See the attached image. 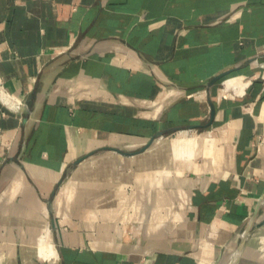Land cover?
Returning a JSON list of instances; mask_svg holds the SVG:
<instances>
[{
	"label": "crops",
	"instance_id": "crops-1",
	"mask_svg": "<svg viewBox=\"0 0 264 264\" xmlns=\"http://www.w3.org/2000/svg\"><path fill=\"white\" fill-rule=\"evenodd\" d=\"M0 87V264H222L264 225V0H0Z\"/></svg>",
	"mask_w": 264,
	"mask_h": 264
},
{
	"label": "rangeland",
	"instance_id": "rangeland-1",
	"mask_svg": "<svg viewBox=\"0 0 264 264\" xmlns=\"http://www.w3.org/2000/svg\"><path fill=\"white\" fill-rule=\"evenodd\" d=\"M264 215V212H263ZM246 242V247L241 253L237 264H264V225L257 227ZM236 242V241H235ZM234 243L225 247L221 254L220 262L228 260ZM218 260H210L206 264H217ZM219 262V263H220Z\"/></svg>",
	"mask_w": 264,
	"mask_h": 264
},
{
	"label": "water",
	"instance_id": "water-1",
	"mask_svg": "<svg viewBox=\"0 0 264 264\" xmlns=\"http://www.w3.org/2000/svg\"><path fill=\"white\" fill-rule=\"evenodd\" d=\"M228 71H223V72H220L219 74L215 75L212 80H211V84H213L216 80H218L219 78H221L223 75H225ZM215 111H216V108H215V104L213 102H211V119L214 118L215 116ZM164 132V130H159L155 135H153L150 140L141 148V150L147 148L151 143L152 141L155 139L156 136H159L160 134H162ZM114 149H117L121 152H127L119 147H112ZM90 153L92 152H89L88 154L82 156L81 158L77 159L76 162L80 161L81 159H83L84 157L88 156Z\"/></svg>",
	"mask_w": 264,
	"mask_h": 264
},
{
	"label": "built area",
	"instance_id": "built-area-1",
	"mask_svg": "<svg viewBox=\"0 0 264 264\" xmlns=\"http://www.w3.org/2000/svg\"><path fill=\"white\" fill-rule=\"evenodd\" d=\"M225 90H232L233 88H229L226 83H223ZM0 93L2 95V97L5 99V102H7L8 104H12L13 107H17L20 108L21 106V100H14V98L7 93L5 90H3V88L0 87ZM17 101V102H16Z\"/></svg>",
	"mask_w": 264,
	"mask_h": 264
},
{
	"label": "bare ground",
	"instance_id": "bare-ground-1",
	"mask_svg": "<svg viewBox=\"0 0 264 264\" xmlns=\"http://www.w3.org/2000/svg\"><path fill=\"white\" fill-rule=\"evenodd\" d=\"M248 230H250V229H248ZM263 240H264V238H263ZM241 249H242V245L240 247H237L233 252H231L228 260H226L222 264H235L237 259L239 258L240 254H241Z\"/></svg>",
	"mask_w": 264,
	"mask_h": 264
}]
</instances>
